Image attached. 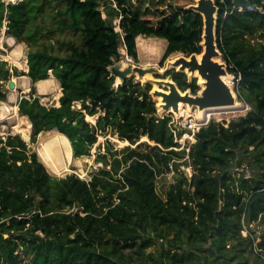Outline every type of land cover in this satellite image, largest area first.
I'll use <instances>...</instances> for the list:
<instances>
[{
    "label": "trees",
    "instance_id": "trees-1",
    "mask_svg": "<svg viewBox=\"0 0 264 264\" xmlns=\"http://www.w3.org/2000/svg\"><path fill=\"white\" fill-rule=\"evenodd\" d=\"M215 3L218 47L252 107L230 122L211 119L181 148L192 131L159 115L151 84L131 76L115 86L110 67L123 43L139 61V36L167 40L162 65L173 53L200 54L204 20L189 4L0 0V28L6 19L9 34L29 45L32 95L50 72L62 84L60 105L20 101L32 142L57 129L75 158L91 156L107 128L131 143L99 153L103 166L87 180L49 173L20 134L0 135V264H264V0ZM166 74L181 90L200 89L185 72ZM13 75L0 59V100ZM86 113L99 114L95 126Z\"/></svg>",
    "mask_w": 264,
    "mask_h": 264
},
{
    "label": "rangeland",
    "instance_id": "rangeland-1",
    "mask_svg": "<svg viewBox=\"0 0 264 264\" xmlns=\"http://www.w3.org/2000/svg\"><path fill=\"white\" fill-rule=\"evenodd\" d=\"M4 1L10 2L13 0H4ZM16 1H19V0H16ZM148 2L149 1L146 2L147 5H149ZM196 2H197V0H178V4H183V5L189 4V6L192 4H195ZM4 24H7V27H8V21L6 19L3 22L2 27L0 28V59L8 62L9 67H10L12 72H13V70H17L20 75L19 76L13 75V76H11V78L9 80V81L15 80V82H16L15 88H13V89L9 88V81L6 82L4 85V88H5L4 90L7 93V100H0V107L7 105V107L11 108V110L9 109V111H7L8 112L7 113L8 118H1L0 117V135L4 139H6L9 135L20 134L22 136V138L24 140H26V142L28 143L29 148H30V152H37L40 161H42L44 163V165L46 166L49 173H51L55 176H58V177H64L67 174L76 173L81 178L89 180L91 177V173L94 171H97L100 167L103 166L102 163L96 162V157L98 156L99 153H105L107 150V147L109 145H112L114 150H120L123 147H125L126 144L122 145L121 142H118V140H119L118 135L116 133H113L110 130V128H107L106 130L99 131L97 142L95 143V145L92 148V155L91 156H83V157L75 158L74 157V151L72 148L73 160H71L68 163V162H66V160L63 156V159L58 160V162L60 163V170L59 171H56L50 165H48L47 162L42 158L41 151H42L43 146L45 144H47L50 140L53 139V137H55L56 135H58L61 132H59L57 129L50 130V131H43L38 135L36 142H32V140H31L32 139V127L30 128V131L28 132V134H29L28 138H25V136L23 135V133L21 131L18 132L16 130V126L20 124V121H22L19 119V116H22V114H20L19 112L17 114L15 112V109L13 110L12 108H14L15 106H17L19 108V103L22 100V98L27 97V98L31 99L32 96L33 97L38 96L40 99V102L46 106H52V105L57 106L58 104L60 105V99L59 98L62 96V93H61L62 87H61L60 82H59L58 88H57V85L54 84L55 86L54 85L49 86L47 88V90L42 91L39 89L38 83H35L37 91H36V93H34V95H32L33 93L31 91V89H32L33 82H32V80H30L31 78L30 79L28 78L29 76L25 75V73H27L29 70V65H28L29 45L26 42H17L16 38L11 36L9 34V32L6 30V28H4L5 27ZM139 37L143 38L144 36H139ZM144 38H146V42L151 40V39L157 40V42H160L161 45L159 47L158 52H156L155 54H153V56H151V55L145 54V51H143V50L141 51L138 47L139 61H135L132 57L127 55L126 48L121 46V53L123 54V58L120 61H118L117 63L121 64L122 68H126L129 64H133V65H139V66H142L145 68L156 67V68L160 69V71L162 72L161 74H155L153 72H149V73H146L144 76H141V78L138 76V74L133 75L135 77L136 81H140L143 84H145V81H147V80H155V79H160V78L172 79L171 75L166 74L167 71L164 73H163V71H165L166 68L170 67L169 63L174 61L178 56L182 55V53L171 54L166 59L164 64L162 65L161 60H162V57H163L165 50L167 48V44H168L167 40L164 38H157V37H155V38L150 37V39H149V37L148 38L144 37ZM254 40L255 39L253 37V41ZM137 42H138V39H137ZM16 58H19L18 60H20L21 62H25V65L27 64L26 69L21 68L16 63ZM221 60H222V62L225 63V66H226L227 71H228L227 64L223 60L222 56H221ZM187 75L189 77V80H192V77L189 74H187ZM227 75H229L231 77L230 78V80H231L230 85L233 86V88H236V86L238 84V80L236 78V75L233 73H230L229 71H228ZM148 76H150V77H148ZM49 78H54L55 81H58V79L56 78V76L52 72H50ZM118 80H119V78H116L115 86L120 84V82ZM197 81L199 82V79H197ZM148 83H150V82H148ZM150 84L152 86V89H156L159 87L164 88L163 86H159L158 84H155V83H150ZM202 88L203 87L200 85V89H199V91H197V93L200 92L202 90ZM187 90L192 92V90L190 88ZM181 91H186V90H181ZM194 94H196V93H194ZM237 95H238V92H237ZM153 98L157 102V105H159L158 97L157 98L153 97ZM238 102L240 103L239 108L233 109V108H229V107H224V108L221 107V108H215V110L208 111L207 114H210V116L207 117L206 120H200L199 118H195V117H189L188 118L186 115L180 116L176 113V111L169 112V111L164 110L160 106H158V113L160 116H163V115L171 116V118H172L171 123L173 122V124H174L173 126H175L177 129H180V128L189 129L190 125H201L202 123L207 122L208 119L209 120L217 119L220 121L230 122L233 119H237L238 117L245 115L249 111V109H251V107H252L247 102L240 100L239 97H238ZM184 105H185V103H184ZM76 108H78V109L81 108V104L78 103L76 105ZM192 109L195 112L196 109H198V108H192ZM212 109H214V108H212ZM81 110L84 111L83 109H81ZM98 117H99V114L94 115V116H90L89 114L86 113V119L88 120V122L91 123V125L97 123ZM23 127H26V125L24 124ZM143 137L141 138V140L138 143L148 140V137L146 139H144ZM178 142L180 143L181 148H183L184 146H189L190 144L195 142V137L193 136L192 133L187 132L182 136V138L178 139ZM126 143H127V141H126ZM182 169H183V171H185L187 173V175L189 177L192 175V169L190 167H184L183 166ZM166 175H167L168 182L173 180V178H172L173 172H170ZM165 184L166 183L163 181V179L160 178L158 185H159V190L161 192L164 191V185ZM253 226H255V225H253Z\"/></svg>",
    "mask_w": 264,
    "mask_h": 264
},
{
    "label": "water",
    "instance_id": "water-1",
    "mask_svg": "<svg viewBox=\"0 0 264 264\" xmlns=\"http://www.w3.org/2000/svg\"><path fill=\"white\" fill-rule=\"evenodd\" d=\"M188 9L194 10L203 16L202 52L200 54L192 53L191 55L182 53V55L169 63L170 67L166 68L163 73L174 68L177 71L189 74L192 78H201L204 81L198 82V84L203 87L202 90L196 94L189 90L181 91L178 84L170 78L147 80L145 83H156L164 87L152 89L151 94L156 98L162 97L163 103L157 105V107L160 106L169 112L173 110L177 112L181 102L202 110L232 106L238 100V95L235 88L224 79L228 71L225 63L221 60L222 53L217 43L216 27L218 7L215 0H197L195 4L188 6ZM199 56H201L200 59ZM110 71L113 76L120 79V84L135 74L141 77L149 72L155 74L162 73L156 67L145 68L139 65L129 64L126 68H122V65L119 63L112 65ZM15 86V80L9 81V88L13 89ZM18 111L23 115L20 108ZM95 124L92 125L94 126ZM130 144L127 141L126 146Z\"/></svg>",
    "mask_w": 264,
    "mask_h": 264
},
{
    "label": "bare ground",
    "instance_id": "bare-ground-1",
    "mask_svg": "<svg viewBox=\"0 0 264 264\" xmlns=\"http://www.w3.org/2000/svg\"><path fill=\"white\" fill-rule=\"evenodd\" d=\"M153 38V37H152ZM155 38V37H154ZM150 39V38H149ZM145 42V43H144ZM151 42V43H150ZM138 47L139 49L142 51H145V54L147 55H151L153 56V54H155L156 52H158L159 47L161 45L160 42H157V40H149L146 42V39L143 38H139L138 39ZM19 47V46H18ZM20 50V49H19ZM26 52V51H25ZM129 56V55H128ZM201 58V56H199V59ZM19 58H16V63L21 67L26 69V65L25 62H21L20 60H18ZM130 59V58H129ZM28 67V66H27ZM151 76V75H150ZM148 76V77H150ZM27 77V76H26ZM16 78V77H15ZM141 78V77H140ZM230 76L226 75L224 76V79L226 82H228L229 84L231 83L230 80ZM31 80V79H30ZM25 81V80H24ZM120 82V79L118 80ZM203 79H199V82H203ZM54 84L57 85V88L59 87V81H55L54 78H47L41 81H38V85H39V89L42 91L47 90V88L49 86H53ZM156 84V83H155ZM62 85V84H60ZM23 86V85H22ZM233 87V86H232ZM155 88V87H154ZM158 89V88H156ZM61 90V89H60ZM50 92V91H49ZM62 93V92H61ZM49 94V93H48ZM60 94V93H59ZM11 97V96H10ZM61 99V98H59ZM156 99V98H155ZM159 99V104H162V98L158 97ZM157 99V100H158ZM4 103V102H3ZM183 103V102H182ZM179 104V109L177 110V114L178 115H186L188 118L189 117H195V118H199L200 120H206L207 117L210 116V114H207L208 111L210 110H215L212 108L209 109H196V111L194 112L192 108H196L194 106H191L189 104ZM2 104V103H1ZM57 104V103H56ZM17 105V104H16ZM240 107V103L238 102V100L235 102L234 105L229 106V108H239ZM224 108V107H222ZM242 108V107H241ZM9 109L11 110V108L7 107V105L1 106L0 107V117L1 118H8L7 117V111H9ZM13 110L15 109V112L18 114V107L15 106L14 108H12ZM175 111V110H173ZM9 116V115H8ZM22 118V119H21ZM19 119L22 120L20 121V124L16 126V130L18 132H22L23 135L25 136V138L29 137L28 132L30 131L31 128V121L29 120V118L26 115H22L19 116ZM26 125V127H23V125ZM144 139H146L147 137H143ZM29 140V139H28ZM118 142H121L122 145L126 144V142L124 141H120L118 140ZM39 143V142H38ZM39 147V146H38ZM41 156L42 158L47 162L48 165H50L53 169H55L56 171L60 170V163L58 162V160L63 159V156L66 160V162H70L71 160H73V153H72V145L71 142L69 140V138L62 134L59 133L58 135H56L55 137H53L52 140H50L47 144H45L43 146V149L41 151ZM88 158V157H87ZM87 165V164H86ZM84 172V171H83Z\"/></svg>",
    "mask_w": 264,
    "mask_h": 264
},
{
    "label": "built area",
    "instance_id": "built-area-1",
    "mask_svg": "<svg viewBox=\"0 0 264 264\" xmlns=\"http://www.w3.org/2000/svg\"><path fill=\"white\" fill-rule=\"evenodd\" d=\"M12 2H16V0H13ZM5 25V27L4 28H6V29H8V27H7V24H4ZM123 47H125V44L123 45ZM209 123V119L207 120V122H204V123H202L201 125H190V130H192V134H193V136H194V133L196 132V131H198L202 126H204V125H206V124H208ZM243 233H244V235H247L248 234V230H247V228L245 227V229L243 230ZM28 261H24V263L23 264H26Z\"/></svg>",
    "mask_w": 264,
    "mask_h": 264
},
{
    "label": "clouds",
    "instance_id": "clouds-1",
    "mask_svg": "<svg viewBox=\"0 0 264 264\" xmlns=\"http://www.w3.org/2000/svg\"><path fill=\"white\" fill-rule=\"evenodd\" d=\"M10 2H12V1H10ZM17 2V1H16ZM12 3H15V2H12ZM5 21V20H4ZM6 30H8V29H6ZM118 30H119V28H118ZM123 45H124V43L122 44V47H123ZM126 48V47H125ZM127 51V50H126ZM127 55H128V53H127ZM210 121V120H209ZM196 140V139H195Z\"/></svg>",
    "mask_w": 264,
    "mask_h": 264
},
{
    "label": "crops",
    "instance_id": "crops-1",
    "mask_svg": "<svg viewBox=\"0 0 264 264\" xmlns=\"http://www.w3.org/2000/svg\"><path fill=\"white\" fill-rule=\"evenodd\" d=\"M140 37H138L137 39H139ZM30 79V77H28ZM38 83V82H37ZM55 86V85H54Z\"/></svg>",
    "mask_w": 264,
    "mask_h": 264
}]
</instances>
